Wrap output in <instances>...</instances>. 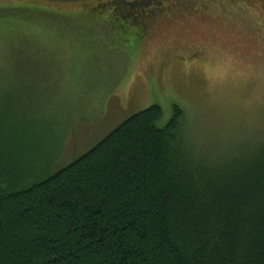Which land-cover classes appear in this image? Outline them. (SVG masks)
I'll return each instance as SVG.
<instances>
[{"label":"rangeland","instance_id":"374dc122","mask_svg":"<svg viewBox=\"0 0 264 264\" xmlns=\"http://www.w3.org/2000/svg\"><path fill=\"white\" fill-rule=\"evenodd\" d=\"M152 105L209 162L261 144L264 0H0V167L22 186Z\"/></svg>","mask_w":264,"mask_h":264},{"label":"trees","instance_id":"16d2710c","mask_svg":"<svg viewBox=\"0 0 264 264\" xmlns=\"http://www.w3.org/2000/svg\"><path fill=\"white\" fill-rule=\"evenodd\" d=\"M174 111L132 115L27 186L0 167V264H264V141L209 162Z\"/></svg>","mask_w":264,"mask_h":264}]
</instances>
